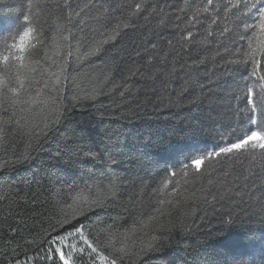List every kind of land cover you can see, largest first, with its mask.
Instances as JSON below:
<instances>
[{
	"label": "snow or ice",
	"instance_id": "snow-or-ice-1",
	"mask_svg": "<svg viewBox=\"0 0 264 264\" xmlns=\"http://www.w3.org/2000/svg\"><path fill=\"white\" fill-rule=\"evenodd\" d=\"M180 3L182 6L177 7L168 0H133L121 7L116 0H57L51 8L28 0V14L21 13L22 23L18 16L8 26L7 34L0 27V107L20 106L21 112L30 113L15 121L20 126L18 130L28 138L26 151L15 163L29 160L31 151L39 149L40 136L46 137L60 124L64 99L61 92L69 79L67 60L57 64L55 60L49 62L46 51L41 55L44 49L41 20L50 30L55 29L59 41L77 40L81 63L91 57L109 55L129 31L138 33L143 50L136 55L146 57V61L143 69L131 70V76H139L149 85L159 81L160 87L167 91L183 73L178 96L181 100L187 98L189 113L180 125L157 128L147 138V144L155 143L160 152L173 155L171 161H163L161 170L165 176L160 187L153 191L178 200L160 199L159 207L153 209L156 214L148 215L124 234L109 232L103 240L93 237L81 219H87L94 208L119 194V178L111 179L109 174V183L101 185L95 196L78 194L72 197V204L60 209L54 223L33 239L31 254L25 251L20 256L14 248L7 264H77V261L124 264L126 258L138 251L161 250L163 242L170 237L152 235L151 231L164 230L163 224L158 223L164 215L163 206L172 207L181 201L203 202L213 212L218 211L222 229L230 230L241 216L250 220L257 215L264 217V74L259 71L261 62L256 59L258 55L264 56V40H256L254 44L247 35L255 27L264 34V0L251 3L237 0L235 4L227 0L222 6L216 0H203L199 5L197 0H180ZM239 4H243V11H234ZM253 11L258 25L240 19ZM169 29L171 35L163 38ZM244 40L247 51L242 52L241 59H231L237 41ZM72 47L69 44V49ZM209 53L211 56L206 55ZM71 56L69 50L67 57ZM209 58L221 61L225 68L237 66L229 76L231 83L225 82L230 89L228 93H221L214 86L219 79L213 80L207 73L202 78L194 76ZM249 63L251 70L247 67ZM51 68L58 70L50 71ZM123 87L129 90L127 84ZM125 91L120 92L121 97ZM83 98L94 97L86 93ZM73 99L79 101L81 97ZM79 151L78 147L66 146L53 159L59 161L64 156L73 159ZM169 162L172 169L167 167ZM177 164L179 170H175ZM145 229L149 232L145 233ZM137 231L147 239L138 237Z\"/></svg>",
	"mask_w": 264,
	"mask_h": 264
},
{
	"label": "trees",
	"instance_id": "trees-1",
	"mask_svg": "<svg viewBox=\"0 0 264 264\" xmlns=\"http://www.w3.org/2000/svg\"><path fill=\"white\" fill-rule=\"evenodd\" d=\"M35 2L42 7L47 4L54 8L57 0ZM202 2L197 0V5ZM216 2L222 6L227 0ZM231 2L235 4L237 0ZM131 3L133 0H116L121 7ZM168 3L182 6L180 0H168ZM27 5L28 0H0V27L5 34L18 16L22 23L21 13L28 14ZM243 7L239 4L234 11L242 12ZM56 14L53 12V15ZM240 19L251 25L259 23L254 11L242 15ZM40 27L44 42L41 55L46 51L49 62L55 60L57 64L67 60L69 79L61 92L64 99L61 102L60 124L46 137L40 136L39 149L31 151V158L27 161L15 163L26 151L28 143V138L18 130L20 126L15 121L30 113L21 112L20 106L12 108L5 104L0 107V128L3 129L0 135V164L10 162L0 167V186H3L0 187V264H7L14 248L20 256L25 251L31 254L33 239L54 223L60 209L72 204V197L78 194L95 196L101 185L109 183V174L111 179L119 178V194L101 207L94 208L87 219H81V223L87 226L86 231L90 230L93 237L103 240L109 232L112 235L124 234L148 215L156 214L153 209L159 207L157 202L160 199H179L153 191L160 187L165 176L161 170L163 161H171L173 155L160 152L155 143L147 144V138L157 128L162 130L165 125H180L189 115L187 98L181 100L178 96L183 73L169 85L167 91L160 87L159 81L149 85L139 76L132 77L131 70L137 67L143 69L146 61V57L142 59L136 55L143 50L136 32L129 31L109 55L91 57L81 63L77 40L59 41L55 29L50 30L43 20ZM170 35L169 29L163 33V38ZM247 35L252 37L254 44L256 40H264V34L258 27L249 30ZM69 44L73 46L71 49ZM247 46V40L237 41L234 55L230 58L241 59ZM69 50L72 52L70 58L67 57ZM206 55L211 56V53ZM256 59L261 62L259 71L264 74V56L258 55ZM221 65V61L209 58L194 76L202 78L207 73L213 80L219 79V83L214 85L218 91L228 93L230 89L225 82L231 83L229 76L232 68L237 66L225 68ZM247 67L251 70L252 64ZM125 84L129 86L128 91L123 87ZM38 86H34L33 93ZM121 91H125L123 97ZM86 93L94 98L84 99ZM75 96L81 99H73ZM235 104L233 101V106ZM66 146L78 147L80 151L73 159L64 156L59 161L54 160L57 151ZM88 152L94 155L85 156ZM167 167L172 169L173 164L169 162ZM179 168L177 164L175 170ZM163 208L164 215L159 217L158 223L163 224L164 230H153L151 234L167 235L169 240L164 241L162 247L157 246L161 250L138 251L130 259L126 258L124 264L264 262V217L257 215L250 220L241 216L229 230L222 229L221 214L213 212L203 202L181 201L172 207L166 204ZM168 229H171L170 233ZM147 232L149 230L145 229ZM136 235L147 239L139 231ZM77 264L80 262L77 261Z\"/></svg>",
	"mask_w": 264,
	"mask_h": 264
}]
</instances>
